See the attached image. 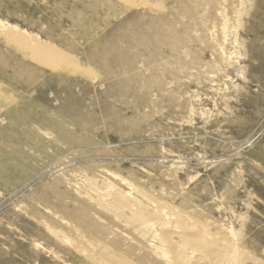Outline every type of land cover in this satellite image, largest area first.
Wrapping results in <instances>:
<instances>
[{
    "label": "rangeland",
    "instance_id": "374dc122",
    "mask_svg": "<svg viewBox=\"0 0 264 264\" xmlns=\"http://www.w3.org/2000/svg\"><path fill=\"white\" fill-rule=\"evenodd\" d=\"M128 1L0 0V264H98L86 235L139 262L145 241L88 198L119 178L264 264V0Z\"/></svg>",
    "mask_w": 264,
    "mask_h": 264
},
{
    "label": "bare ground",
    "instance_id": "6f19581e",
    "mask_svg": "<svg viewBox=\"0 0 264 264\" xmlns=\"http://www.w3.org/2000/svg\"><path fill=\"white\" fill-rule=\"evenodd\" d=\"M121 1H123L126 4H130L128 0H121ZM22 51L31 52L32 53L31 56L33 57V60L35 62L56 73L66 72L69 73L68 75L72 77L74 76L79 78L85 76L93 79L94 81L95 80L97 81V77H95L96 75L94 76V73L92 72V70H90V67L87 66V64L85 65L82 61H80L78 58H76L73 55L65 54L58 57V56L46 54L44 53L43 50L39 51L34 49H22ZM104 71L106 72L107 69ZM112 72L110 73L112 74ZM39 80H41V75ZM79 80H81L80 83L82 84V79ZM86 86L88 85L86 84ZM77 90H79L78 87ZM157 90L159 93H161L163 91V85L161 86L160 84ZM72 96L70 98H72ZM136 97L137 96H135V98ZM122 98L123 96H121L120 99ZM2 99L3 97L0 92V100ZM166 100L171 101L168 97H166ZM152 104L153 103L150 102L141 103L143 107L149 106V108L150 105ZM76 110L79 111L78 109ZM4 172L5 173L3 174L5 175L7 170ZM118 180L119 183H121V186L125 187L126 190H124L122 187H115L114 192L111 194V199L107 203H103L100 196L98 197L89 194L88 189L87 192L90 195V197L87 194L86 195L88 196L90 202L91 201L98 202L100 208L105 212H107L109 215H111L115 220L124 221L130 227H132L133 230H135V232L138 233L140 237L147 244L146 251L143 252V255L140 256V259L138 258L139 262H136L127 258L123 254H117L115 252L108 250L107 248H105V246L101 244V242H99L95 238L89 237L88 235H86L88 233H86L85 234L86 237L84 238V240L87 246L86 245L81 246L79 250L82 249L81 252L85 254L87 258L92 259V261H94L95 263L98 264H247L250 261H255V263L258 261L257 259L252 257V255H250L246 249L242 248V246L240 245L241 241H239L238 239L239 235L237 238L236 231L234 230L231 231L232 233H230V235H233L232 238H229L231 236L226 238L225 235H224L225 237H223L219 235L216 232V230L209 227L207 224L194 220L188 214L186 215L185 213L177 211L174 207L162 203L160 200H158L154 196L149 195L145 190L131 183L127 179L119 178ZM84 203L82 202V204ZM86 203H88V201ZM85 212L87 211L85 210ZM67 215L73 217L69 211H67ZM60 236L61 234L59 233L56 234V237L59 238ZM61 239L63 242H65L64 237H62ZM76 246L77 248L79 247L78 245ZM72 248L74 250V248L76 247L74 246Z\"/></svg>",
    "mask_w": 264,
    "mask_h": 264
}]
</instances>
